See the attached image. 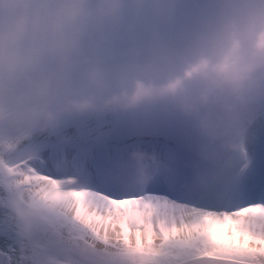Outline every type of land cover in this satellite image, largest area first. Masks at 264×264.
<instances>
[{
	"label": "bare ground",
	"instance_id": "bare-ground-1",
	"mask_svg": "<svg viewBox=\"0 0 264 264\" xmlns=\"http://www.w3.org/2000/svg\"><path fill=\"white\" fill-rule=\"evenodd\" d=\"M262 124L258 115L245 117L236 126V141L240 158L250 157L264 174ZM154 149V160L144 147L128 148L122 156L135 158L149 175L165 172L174 181L173 162ZM32 151L36 158L5 174L1 183L29 264H172L207 257L264 264V178L245 184L243 200L234 208L216 203L209 188L184 189L189 182L174 186L181 201L172 200L163 192V177L154 184L159 193L114 200L94 190L59 191L75 173L69 170L70 158L50 169L44 148ZM76 171L91 169L83 165ZM67 172L72 174L63 175Z\"/></svg>",
	"mask_w": 264,
	"mask_h": 264
},
{
	"label": "clouds",
	"instance_id": "clouds-1",
	"mask_svg": "<svg viewBox=\"0 0 264 264\" xmlns=\"http://www.w3.org/2000/svg\"><path fill=\"white\" fill-rule=\"evenodd\" d=\"M166 0H146L142 7L149 19H168ZM113 20L110 0H0V95L10 99L21 86L48 79L55 89L77 83L97 88L131 71L178 63L179 71L161 83L135 79L131 91H120L98 107L90 100H71L65 111L128 110L145 102L168 101L190 114L208 103L217 91L238 93L253 73L264 69V0H231L220 26L224 46L215 56L193 49L188 56L167 43L159 23L151 25L145 39L148 54L103 64L90 62L99 31ZM82 65L74 76L60 70ZM53 118L45 114L46 120Z\"/></svg>",
	"mask_w": 264,
	"mask_h": 264
},
{
	"label": "water",
	"instance_id": "water-1",
	"mask_svg": "<svg viewBox=\"0 0 264 264\" xmlns=\"http://www.w3.org/2000/svg\"><path fill=\"white\" fill-rule=\"evenodd\" d=\"M0 264H5L4 259L0 256ZM141 264H153V263H141ZM172 264H245L241 262H232L223 259L217 258H198L194 260H188L181 263H172Z\"/></svg>",
	"mask_w": 264,
	"mask_h": 264
},
{
	"label": "snow or ice",
	"instance_id": "snow-or-ice-1",
	"mask_svg": "<svg viewBox=\"0 0 264 264\" xmlns=\"http://www.w3.org/2000/svg\"><path fill=\"white\" fill-rule=\"evenodd\" d=\"M261 137H262V140H264V124H262L261 126Z\"/></svg>",
	"mask_w": 264,
	"mask_h": 264
},
{
	"label": "rangeland",
	"instance_id": "rangeland-1",
	"mask_svg": "<svg viewBox=\"0 0 264 264\" xmlns=\"http://www.w3.org/2000/svg\"><path fill=\"white\" fill-rule=\"evenodd\" d=\"M14 225H15V223H14ZM15 226H16V225H15ZM49 253H50V251L47 250L44 256H45V257H48V256H49Z\"/></svg>",
	"mask_w": 264,
	"mask_h": 264
}]
</instances>
